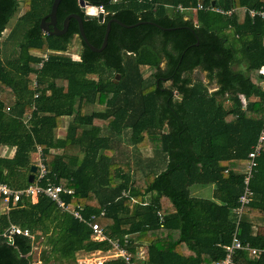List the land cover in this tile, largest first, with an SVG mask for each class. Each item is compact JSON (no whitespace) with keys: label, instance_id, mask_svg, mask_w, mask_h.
Segmentation results:
<instances>
[{"label":"trees","instance_id":"1","mask_svg":"<svg viewBox=\"0 0 264 264\" xmlns=\"http://www.w3.org/2000/svg\"><path fill=\"white\" fill-rule=\"evenodd\" d=\"M52 1L0 0V147L13 149L0 153V182L27 187L39 146L47 169L40 184L71 188L73 195L63 197L79 205L85 219L94 215L138 263L222 259L238 218L248 153L264 128V75L258 71L264 22L246 11L264 7V0H85L103 7V22L85 15L79 0H61L56 26L70 13L80 15L95 47L108 20L134 24L111 21L101 51L85 44L74 18L59 35L40 29ZM75 36L78 54L69 49ZM142 66L149 68L146 76ZM195 69L206 72V82L192 77ZM64 119L66 133L57 137ZM254 160L238 236L262 248L264 139ZM205 186H212L209 197L196 193ZM7 206L0 213V264H33L39 237L42 264H73L79 253L110 249L43 194ZM11 224L33 238L13 234L10 242L3 233ZM233 260L264 264V254L241 249ZM102 264L125 263L108 258Z\"/></svg>","mask_w":264,"mask_h":264},{"label":"built area","instance_id":"2","mask_svg":"<svg viewBox=\"0 0 264 264\" xmlns=\"http://www.w3.org/2000/svg\"><path fill=\"white\" fill-rule=\"evenodd\" d=\"M178 8L183 9V7L180 5L178 6ZM98 10L104 13L103 7L101 5L98 6ZM216 10L223 12V10L219 8H216ZM246 11L251 19L258 18L262 22H264V7L247 8ZM227 13H231V10H229ZM47 58H48V54L46 52L43 53L42 59L38 65L41 66L43 61L46 60ZM258 71L260 74L264 75V65L260 66ZM35 96H37V94H35ZM263 139H264V128L259 133L258 141L254 149L248 153L250 160L247 163V174L244 178V189H243V193L239 198L240 204L235 211L238 218L242 213L243 205L248 202L249 196L252 193L248 186V180L251 174L252 166L255 165L254 158L259 152L260 143ZM37 153H39V157L36 163L37 171L34 176V181L30 183L27 187L21 189L13 188L7 185L6 183L0 182V195L2 197V202H4L7 205L10 200H12L13 202L18 201L23 195L29 196L31 198V201H33L37 199V196L39 194H43L46 197H48L51 201H53L60 210L64 212H68L79 221L85 222L91 228L92 231L91 238L93 240L96 241L107 240L109 242L110 249L107 250L105 253H103V255L99 257V259L92 261L90 260L89 264H102V262L108 258H121L125 264H140L136 261V259L133 258V255L124 247V245L120 244V241L118 239H112L103 233L102 228L97 223V221L93 220L95 218L94 215H92L88 219H85L80 211V206L69 203L63 197V195H73V190L71 188L65 187L61 184L53 183L49 180H47V182L44 185L40 184V181L44 179L47 174V169L43 161V156L41 155V148L39 146H37ZM238 218L237 221L235 222V230L232 234V239L230 243L223 246L225 252L224 257L210 264H234L233 256L237 250H241V249L248 250L252 254L255 253L264 254V247L254 248V247H250L248 244H244L241 242L238 236L239 234ZM3 234L7 236L10 242H11V236L13 234H22L30 238H33V235L29 232L28 229H21L19 226L13 224H11Z\"/></svg>","mask_w":264,"mask_h":264},{"label":"water","instance_id":"3","mask_svg":"<svg viewBox=\"0 0 264 264\" xmlns=\"http://www.w3.org/2000/svg\"><path fill=\"white\" fill-rule=\"evenodd\" d=\"M60 1L61 0H53L52 1L49 12L46 13L40 20V23H39L40 29L42 31H44L45 33L50 34V35H59V34L64 33L67 30L69 19L74 18L78 23L79 36L82 38V40L85 42V44L89 48H91L93 51H101L106 46L111 21H115L116 23H118L122 26H125V27H131L134 25V24H131V25L124 24L116 18H112V19L108 20L106 22V25H105V33H104V36L102 39V43L99 47H95L94 45H92L87 40V38L85 36L84 29H83V22H82V18L80 15H78L76 13H70V14L66 15L65 18L63 19L61 28L56 26V9H57V6H58ZM79 6L81 8H84L85 15H87L88 17L95 16L99 22H103L104 13L102 11H99L97 6L90 5L85 0H79ZM88 7L95 8V12H93V13L89 12ZM116 77L119 78V74H117ZM179 97H180V95H179ZM36 171H37V165L31 164L29 167V174H28V182L29 183H32L34 181V176H35ZM240 230L241 229H239V233H240Z\"/></svg>","mask_w":264,"mask_h":264},{"label":"rangeland","instance_id":"4","mask_svg":"<svg viewBox=\"0 0 264 264\" xmlns=\"http://www.w3.org/2000/svg\"><path fill=\"white\" fill-rule=\"evenodd\" d=\"M12 25H13V23H12V20H11L8 26L11 27ZM5 34H7V29L2 33V37H4ZM80 47H81L80 39H79L78 36H75L73 38V41L70 44L69 49H70V51L75 52V54H78L79 50H80ZM8 49L11 50L12 48H8ZM162 64H163V62L161 63V65ZM141 71H142V74H144L145 76L147 74H149V68H147L146 66H142ZM150 71H151V69H150ZM92 77H95V75H93ZM192 77L193 78H200L204 82L207 81L206 72L202 71V70H199V69L193 70ZM209 84H210L209 88L211 90H214L215 87H216V84L214 82L209 83ZM94 108L102 109V106L96 105ZM65 133H66V127L65 126H60V127L55 129V135L57 137H64ZM58 151H61V150H58ZM10 153H11V151H8L7 155L10 154ZM38 157H39V153H37V150H36V152H33V155H32L33 164L37 163ZM211 187L212 186H205L206 191L204 190L203 197H209L211 195ZM199 192L203 193L202 190H199ZM37 232L39 233V231H37ZM41 239L44 240L43 237H39V240H36L35 243H34L33 258H34L35 262L33 261V264H36L38 262L39 252H40L41 247H43V244L39 242ZM100 255H103V254H100ZM92 259L93 260L99 259V255L97 254V252L89 253V254H85V255L79 253L78 255H76V259H75V262H73V264H88L90 260L92 261ZM39 264H42V263H39ZM49 264H72V263L51 260L49 262Z\"/></svg>","mask_w":264,"mask_h":264},{"label":"crops","instance_id":"5","mask_svg":"<svg viewBox=\"0 0 264 264\" xmlns=\"http://www.w3.org/2000/svg\"><path fill=\"white\" fill-rule=\"evenodd\" d=\"M63 126H65V119H64V122H63V124H62ZM8 151H11V152H13V149H11V148H8V147H6V146H1L0 147V153L1 154H6V153H8ZM32 155H33V153H32ZM199 190H202L203 191V193L202 192H199ZM200 193V194H204V190L203 189H201V188H198L197 190H196V193ZM34 201H36V200H33L32 202H34ZM8 210V206L4 203V202H2L1 201V203H0V213H4V212H6ZM258 229L259 230H261L262 232H264V226H260V228L258 227ZM42 248V247H41ZM83 255H85L84 253H82ZM97 254L99 255V257L100 256H102V255H100L101 253H99V252H97ZM34 260V259H33ZM93 260V259H92ZM34 262H35V260H34ZM38 264L39 263H41L40 262V260L38 259V262H37ZM36 263V264H37ZM89 264V263H88Z\"/></svg>","mask_w":264,"mask_h":264},{"label":"bare ground","instance_id":"6","mask_svg":"<svg viewBox=\"0 0 264 264\" xmlns=\"http://www.w3.org/2000/svg\"><path fill=\"white\" fill-rule=\"evenodd\" d=\"M88 11L91 12V13H93V12H95V8H93V7H88Z\"/></svg>","mask_w":264,"mask_h":264},{"label":"flooded vegetation","instance_id":"7","mask_svg":"<svg viewBox=\"0 0 264 264\" xmlns=\"http://www.w3.org/2000/svg\"><path fill=\"white\" fill-rule=\"evenodd\" d=\"M160 65H161V64H160ZM163 65H164V63L162 64V66H163ZM165 82H166V81H165ZM165 82H164V83H165ZM166 83H168V82H166Z\"/></svg>","mask_w":264,"mask_h":264}]
</instances>
